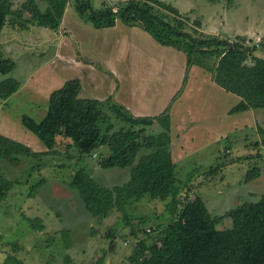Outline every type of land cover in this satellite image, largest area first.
Masks as SVG:
<instances>
[{"label": "trees", "instance_id": "trees-1", "mask_svg": "<svg viewBox=\"0 0 264 264\" xmlns=\"http://www.w3.org/2000/svg\"><path fill=\"white\" fill-rule=\"evenodd\" d=\"M45 1L44 8L38 0H24L14 9L11 0H0V33L8 16L14 18L11 25L20 30L28 29L30 25L57 30L64 8L70 3L77 14L95 28L111 27L117 21L139 25L159 44L182 50L186 54L187 69L193 64L204 67L211 72L215 84L240 97L229 113L264 108V57L254 54L256 47H247L237 40L210 35L202 37L195 34L198 29L193 27L189 32L185 29L186 15L169 3L122 0L111 5L103 1L95 8L92 0ZM161 10L173 16L172 19ZM192 22L195 27L201 26L199 19ZM209 58L215 59L213 65L203 61ZM14 68V61L3 55L0 45V75H3L0 101L20 87V82L10 76ZM80 89L77 78L69 79L50 92L48 108L41 120L21 115V125L38 138L44 151H34L22 142L0 134V161L18 166L20 157L58 154L60 140L69 143L65 148L73 146L77 149L79 160L82 154L92 155L95 150L105 147L107 150L97 156L98 166L105 169L129 167V180L108 188L95 181L84 168H79L67 186L77 191L85 209L93 216L106 217L112 210L123 214V222L130 226L136 239L128 264H264V194L256 201H243L223 214L211 215L203 199L176 176L177 165L172 162L167 149L170 142L168 109L156 117H134L120 105L110 103L106 109L126 124V127L114 130L105 105L97 99L79 97ZM154 121L159 123L162 131L148 133ZM261 132L264 135V131ZM261 143L264 144V137ZM254 144L259 146L258 142ZM141 149L149 151L141 153ZM216 168L211 167L208 175L212 176ZM259 174V167H252L246 173L245 181L255 179ZM14 182L19 180H8L0 166V203ZM43 182L44 179H40L32 184L29 193L34 194ZM144 195L165 203V211L171 217L163 226L134 227V220L126 213V204L138 201ZM147 222L146 217L138 218V225ZM219 223L223 224L220 229L217 228ZM150 231L156 232L148 242L145 236H149ZM0 264L25 263L8 254ZM95 264H101V260Z\"/></svg>", "mask_w": 264, "mask_h": 264}, {"label": "rangeland", "instance_id": "rangeland-1", "mask_svg": "<svg viewBox=\"0 0 264 264\" xmlns=\"http://www.w3.org/2000/svg\"><path fill=\"white\" fill-rule=\"evenodd\" d=\"M11 1L12 7L16 9L24 0ZM103 1L114 5L122 0H92V4L98 8ZM163 1L171 3L180 12L183 11L188 19L185 29L189 32H192V27L197 28L199 33L195 34L204 37L206 34L199 30L212 32L214 27H218L219 21H224L220 26L221 30L218 29L219 33L228 36L229 40L241 41L247 47H256L254 54L264 57V36L255 37L264 35V0ZM38 3L42 8L47 5L45 0H38ZM190 9L193 10L185 12ZM71 11L73 13V10ZM161 12L172 19L173 16L166 11ZM13 19L8 16L1 30V50L5 57L15 63L10 76L26 83L22 82L23 85L17 94L0 101V134L24 143L34 151H44L45 148L38 138L21 125L20 116L26 114L36 121L40 120L37 105L47 104V100L42 98L45 95V84L39 80L35 82L36 78H30L28 75L39 73L37 69H40L44 60L53 55L59 38L65 33L63 29L58 32L38 25L16 30L10 23ZM194 19H199L202 26L195 27L192 22ZM250 28L255 29L256 35L251 36L245 32ZM235 31H241L240 37L230 35ZM93 53L96 54L95 51ZM115 57L117 60L118 56ZM203 61L207 65H213L215 59ZM116 64L118 65L117 62ZM55 71H59L65 78L73 75L63 67ZM2 78L3 75H0V79ZM29 89L34 92L30 94ZM151 90L154 92L159 89L154 86ZM209 97L210 95L193 96V99L198 100V106L192 110L190 117L210 114L211 122L219 120L215 121L214 125L204 124L193 129V132L191 130L195 143L191 144L193 149L187 152V158L184 156L183 160L178 161L176 176L184 186L190 185L193 192L201 198L210 194L211 198H206L208 209L211 213L214 211L219 215L223 214L227 207L229 209L242 201H256L264 194V144L261 143L264 137L261 132L264 131V108L253 110L254 114L249 117L250 123L243 126L242 130L227 131V139H213L215 131L227 130L231 121L222 123L220 105L223 101L218 98L207 101ZM178 98L173 104L178 103ZM180 104L184 106L179 109V113L189 107L185 99ZM110 121L114 130L126 127L123 121L114 116L110 117ZM153 128H148V133H151ZM60 141L62 144L58 148V154L37 158L20 157L18 166L0 161L1 173L5 177L11 181L19 180L18 183L14 182L7 197L0 203V263L10 254L20 258L25 264H95L99 260L101 264H128V257L132 254L136 239L131 234L130 226L123 222V214L112 210L106 217L93 216L85 209L77 191L70 189L67 183L77 169L84 168L95 181L111 188L129 180L130 168L105 169L98 166L96 156L105 152V147L96 150L94 157L82 154V159L79 160L77 149L73 146L65 148L69 143ZM254 142H258L259 146ZM146 151L149 150H140L141 153ZM253 151L254 154L248 155ZM211 167H217L212 176L208 175ZM252 167H259L260 174L255 179L245 181L246 173ZM40 179H44L43 184L36 188L34 194H30L31 185ZM219 193L221 194L218 196ZM125 210L134 220V227L141 229L163 226L171 217L170 213L165 211L163 201L152 199L148 195L138 201H129ZM140 217H146L148 222L138 225ZM221 227L223 224L219 223L218 228ZM155 232L150 231V235L145 236L148 242L154 238ZM139 234L142 236L141 231Z\"/></svg>", "mask_w": 264, "mask_h": 264}, {"label": "crops", "instance_id": "crops-1", "mask_svg": "<svg viewBox=\"0 0 264 264\" xmlns=\"http://www.w3.org/2000/svg\"><path fill=\"white\" fill-rule=\"evenodd\" d=\"M175 8L179 11L177 7ZM182 12L180 13L183 14ZM223 23L224 21H219L218 27H214L212 32L199 31L206 35L227 39L228 36L219 33L220 26ZM15 29L17 30V28ZM62 29L65 34L59 38L55 52L50 56L52 58L49 57L44 60L39 67L40 69H37L40 75H28L30 78H36L35 82L39 80L42 81V84H45V95L42 98L47 100V104H38V108L36 107L38 114L41 115L40 120L46 114L50 92L61 87L65 81L77 78L81 85L79 97L97 99L106 106L110 103L118 104L134 117H156L168 109L170 142L167 149L170 152L172 162L176 165L178 161L187 158V152L193 149L191 144L195 143V138L191 130L193 132V129H197L204 124L206 126L214 125L215 121L219 120L211 122L210 114L204 116L196 114L197 116L190 117L193 113L192 110L195 109V106H198V100L193 99L194 95L198 97L200 95H210L207 101L209 99L212 101L213 98L223 101L220 105L222 106L221 115L223 114L221 116L222 123L230 120L231 125L225 131L216 130L213 139H222L223 137L227 139L229 137L227 131L242 130L243 126L250 123L249 117L254 114L253 110L256 108L229 113V110L239 103V96L227 92L215 84L212 81L211 72L204 67L193 64L187 69L186 54L182 50L159 44L141 26L128 25L117 21L111 27L95 28L89 22L84 21L68 3L64 8L57 31L59 32ZM240 32L235 31L230 35L240 37ZM245 32L251 34V36L257 33L254 28H250ZM258 36L263 37L264 35L259 34L255 37L259 38ZM100 54H105V56ZM115 56H118L117 60ZM95 59L97 62H95ZM59 67L69 70L73 75L65 78L59 71L56 73L55 70ZM19 82L21 87L22 82L25 81L21 82L19 80ZM151 86L153 87L149 88ZM154 86L158 87L159 90L152 92L151 89H154ZM17 91L13 94H17ZM33 92L32 90L29 91L30 94ZM150 92L152 93L150 94ZM185 93L187 95L183 96ZM177 98L178 103L173 104ZM184 99L189 107L179 113V109L184 106L180 103ZM40 106L41 108H39ZM105 110L111 118L114 116L109 109L105 108ZM206 111L208 112V109ZM150 128L151 130L154 129L151 132L153 134L162 131V127L157 121H154ZM190 133L191 135H187ZM226 150L230 151L229 149ZM96 152L95 150L92 154L93 157ZM250 154H254V151L248 153V155ZM243 184L245 183L243 182ZM236 197L238 198L237 195ZM206 198H211V195L209 194ZM206 198L202 199L208 209ZM242 202H238L230 208ZM218 209H220L219 205ZM227 209L228 207L225 210ZM208 210L211 213V210ZM211 215H217V212L212 211Z\"/></svg>", "mask_w": 264, "mask_h": 264}, {"label": "built area", "instance_id": "built-area-1", "mask_svg": "<svg viewBox=\"0 0 264 264\" xmlns=\"http://www.w3.org/2000/svg\"><path fill=\"white\" fill-rule=\"evenodd\" d=\"M114 11H116V8H114Z\"/></svg>", "mask_w": 264, "mask_h": 264}]
</instances>
